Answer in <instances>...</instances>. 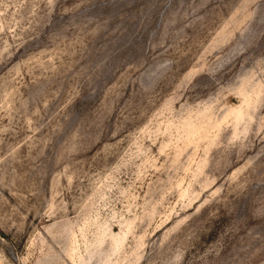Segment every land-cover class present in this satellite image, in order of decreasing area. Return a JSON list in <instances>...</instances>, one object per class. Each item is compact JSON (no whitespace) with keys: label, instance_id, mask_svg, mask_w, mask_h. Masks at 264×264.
<instances>
[{"label":"rangeland","instance_id":"rangeland-1","mask_svg":"<svg viewBox=\"0 0 264 264\" xmlns=\"http://www.w3.org/2000/svg\"><path fill=\"white\" fill-rule=\"evenodd\" d=\"M0 264H264V0H0Z\"/></svg>","mask_w":264,"mask_h":264}]
</instances>
